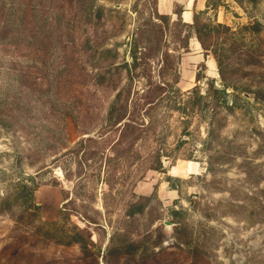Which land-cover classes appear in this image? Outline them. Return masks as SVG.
<instances>
[{
  "label": "rangeland",
  "instance_id": "374dc122",
  "mask_svg": "<svg viewBox=\"0 0 264 264\" xmlns=\"http://www.w3.org/2000/svg\"><path fill=\"white\" fill-rule=\"evenodd\" d=\"M149 2L0 0V264H264V0H158L205 45L168 37L132 140L108 111L158 78L122 64Z\"/></svg>",
  "mask_w": 264,
  "mask_h": 264
},
{
  "label": "trees",
  "instance_id": "16d2710c",
  "mask_svg": "<svg viewBox=\"0 0 264 264\" xmlns=\"http://www.w3.org/2000/svg\"><path fill=\"white\" fill-rule=\"evenodd\" d=\"M149 4L146 21L143 26L137 28L136 38L132 42L130 49L132 62L124 60L122 64L129 72L132 68L138 66L139 61H144L147 65H150L146 59L150 60V57H154L159 60L160 65L158 78L152 80V75L146 74L150 78L147 89L143 91L144 94L139 98L142 103L136 100L133 104V101H130L131 89L128 87L118 91L108 111V117L115 121V127H121L124 138L132 137V140L137 138V136H134L136 130H143L153 125L152 111L155 108L154 106L165 95L167 96L171 89L172 91L176 89L180 57L175 52L179 50L178 48L188 50L190 38L194 33L202 45H205L200 31L197 29V13L194 14V24H189L183 22L181 13H177L176 20H173L169 15L161 14L158 9V0H154V4L151 2ZM180 27L184 30L182 31ZM171 35L176 39L177 49L162 46ZM104 52L110 53L112 49H106ZM215 58L221 69V60L217 54H215ZM112 66L116 67L118 65L114 63ZM169 71H172L171 76L167 77ZM217 91L220 92V90ZM140 110H144L147 116L138 121Z\"/></svg>",
  "mask_w": 264,
  "mask_h": 264
},
{
  "label": "crops",
  "instance_id": "0c3cea01",
  "mask_svg": "<svg viewBox=\"0 0 264 264\" xmlns=\"http://www.w3.org/2000/svg\"><path fill=\"white\" fill-rule=\"evenodd\" d=\"M185 12H187L189 14V18H186V16H184ZM185 12L183 13V20L186 21V22H190V20H191V12H189V11H185Z\"/></svg>",
  "mask_w": 264,
  "mask_h": 264
},
{
  "label": "bare ground",
  "instance_id": "6f19581e",
  "mask_svg": "<svg viewBox=\"0 0 264 264\" xmlns=\"http://www.w3.org/2000/svg\"><path fill=\"white\" fill-rule=\"evenodd\" d=\"M186 18H189V14L186 15ZM213 69H214V68H213ZM213 69H212V70H213Z\"/></svg>",
  "mask_w": 264,
  "mask_h": 264
}]
</instances>
